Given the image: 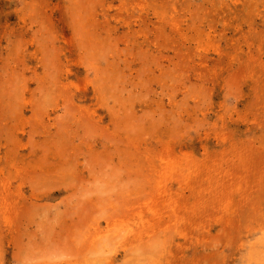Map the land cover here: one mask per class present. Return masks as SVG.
Segmentation results:
<instances>
[{"label":"rangeland","instance_id":"374dc122","mask_svg":"<svg viewBox=\"0 0 264 264\" xmlns=\"http://www.w3.org/2000/svg\"><path fill=\"white\" fill-rule=\"evenodd\" d=\"M0 264H264V0H0Z\"/></svg>","mask_w":264,"mask_h":264},{"label":"bare ground","instance_id":"6f19581e","mask_svg":"<svg viewBox=\"0 0 264 264\" xmlns=\"http://www.w3.org/2000/svg\"><path fill=\"white\" fill-rule=\"evenodd\" d=\"M157 188V187H156Z\"/></svg>","mask_w":264,"mask_h":264}]
</instances>
